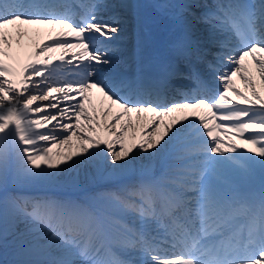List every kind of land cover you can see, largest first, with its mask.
Instances as JSON below:
<instances>
[{"label":"snow or ice","instance_id":"snow-or-ice-1","mask_svg":"<svg viewBox=\"0 0 264 264\" xmlns=\"http://www.w3.org/2000/svg\"><path fill=\"white\" fill-rule=\"evenodd\" d=\"M117 6L135 20L134 40L119 56L104 43L123 31L119 14L103 16ZM139 7L0 0V235L11 229L20 257L12 264H264V193L259 211L237 226L238 209L222 187L233 171L264 174V95L253 75L264 86V0L155 4L180 9L160 53L145 49ZM25 25L59 30L25 50ZM54 60L72 66L71 78ZM105 148L113 172L134 150L160 153L159 174L145 165L95 210L7 192L53 182Z\"/></svg>","mask_w":264,"mask_h":264},{"label":"bare ground","instance_id":"bare-ground-1","mask_svg":"<svg viewBox=\"0 0 264 264\" xmlns=\"http://www.w3.org/2000/svg\"><path fill=\"white\" fill-rule=\"evenodd\" d=\"M120 2H123L124 0H117ZM31 39H25L24 42V48L25 50L30 49L34 42L41 41V37H39L37 34H30ZM60 53H58L59 55ZM23 58V53H22ZM255 73L253 72V75ZM256 80V77H254ZM257 90L261 93V95H264V88H261L258 86L257 83L254 85ZM95 96V95H94ZM37 103L43 104L44 101H38ZM55 111V110H53ZM36 118V117H33ZM117 150H119L118 146H116ZM65 149L63 146L61 147V151H64ZM14 158V154H13ZM162 154L160 153H153L151 156H149L147 153L140 151V150H134V153L131 155V158L129 160L128 166L124 169H117L115 172L112 171V165L109 163L107 159V150L103 152H95L91 157H88L86 159L80 160L78 164L75 166L74 169L68 170L66 172L60 173L57 178L50 183H38L33 184L25 187H15L12 185H9L7 192L8 194H13L14 190H22L23 188H36V187H44V188H57V189H66L71 191L80 192V190L84 187H87L89 185L111 182L113 180H117L120 178L123 174L126 173H133L135 170L141 171L145 165L151 164V166H154L156 163H161ZM153 169V167H152ZM234 175L239 181H244V183L249 184L252 180L250 178H264V174H262L258 169L253 174H245L240 171H234ZM259 176V177H258ZM232 177V176H231ZM74 178V179H73ZM109 184L105 185L102 190L111 191L110 188H115V185L109 186ZM102 187V186H100ZM98 188V187H97ZM15 192V191H14ZM5 195V192L3 190H0V198H3ZM24 227L23 224H20L16 227V231L22 230ZM4 229V222L3 219L0 218V234L3 233ZM8 235L11 234V229L9 231ZM20 259L17 255L14 253V245H13V236L9 239L5 238L3 235H0V261L4 264H12L13 261Z\"/></svg>","mask_w":264,"mask_h":264}]
</instances>
